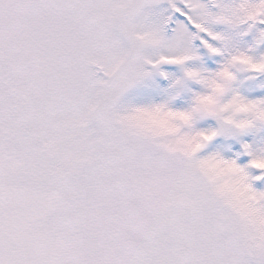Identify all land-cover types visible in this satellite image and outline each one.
Here are the masks:
<instances>
[{"label": "snow or ice", "instance_id": "6c2138e0", "mask_svg": "<svg viewBox=\"0 0 264 264\" xmlns=\"http://www.w3.org/2000/svg\"><path fill=\"white\" fill-rule=\"evenodd\" d=\"M0 264H264V0H0Z\"/></svg>", "mask_w": 264, "mask_h": 264}]
</instances>
